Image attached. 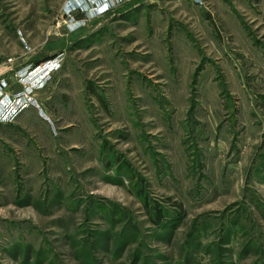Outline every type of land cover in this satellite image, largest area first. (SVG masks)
<instances>
[{
    "label": "rangeland",
    "instance_id": "obj_1",
    "mask_svg": "<svg viewBox=\"0 0 264 264\" xmlns=\"http://www.w3.org/2000/svg\"><path fill=\"white\" fill-rule=\"evenodd\" d=\"M19 95L0 264H264V0H0Z\"/></svg>",
    "mask_w": 264,
    "mask_h": 264
},
{
    "label": "built area",
    "instance_id": "obj_2",
    "mask_svg": "<svg viewBox=\"0 0 264 264\" xmlns=\"http://www.w3.org/2000/svg\"><path fill=\"white\" fill-rule=\"evenodd\" d=\"M43 71H45V69L44 70L42 69L38 72L39 78H41V76L43 75L44 73ZM1 102L2 99H0V121H8L16 115L18 110L28 105L29 98L28 96L19 95L14 98L4 99V102L2 103Z\"/></svg>",
    "mask_w": 264,
    "mask_h": 264
},
{
    "label": "trees",
    "instance_id": "obj_3",
    "mask_svg": "<svg viewBox=\"0 0 264 264\" xmlns=\"http://www.w3.org/2000/svg\"><path fill=\"white\" fill-rule=\"evenodd\" d=\"M155 217H156L155 218L156 222L157 221L159 222V220H163L164 211L161 210V208H157V211L155 210ZM179 221H180V215H179V212H177V214H175V217H173V219L169 223V226H170L169 229L172 230L176 225H178ZM165 224H167L166 221H165Z\"/></svg>",
    "mask_w": 264,
    "mask_h": 264
},
{
    "label": "crops",
    "instance_id": "obj_4",
    "mask_svg": "<svg viewBox=\"0 0 264 264\" xmlns=\"http://www.w3.org/2000/svg\"><path fill=\"white\" fill-rule=\"evenodd\" d=\"M4 91H6L5 93L7 94L8 90H4ZM28 112H29V111H28ZM28 112H27V111H24V112H22V115L25 116V115L29 114ZM24 116H23V117H24Z\"/></svg>",
    "mask_w": 264,
    "mask_h": 264
}]
</instances>
